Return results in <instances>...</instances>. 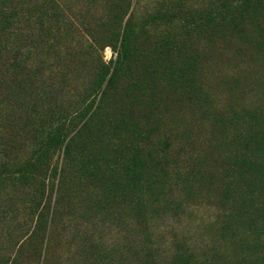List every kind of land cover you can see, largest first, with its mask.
I'll return each mask as SVG.
<instances>
[{
  "label": "rangeland",
  "instance_id": "1",
  "mask_svg": "<svg viewBox=\"0 0 264 264\" xmlns=\"http://www.w3.org/2000/svg\"><path fill=\"white\" fill-rule=\"evenodd\" d=\"M113 18L132 34L137 130L121 137L128 155L139 146V183L113 184L125 158L86 172L78 146L23 170L36 162L42 112L60 116L69 138L79 131L97 69L115 58L100 49ZM0 80V264H203L261 252L264 181L244 162L264 163L254 145L264 142V0H0Z\"/></svg>",
  "mask_w": 264,
  "mask_h": 264
},
{
  "label": "trees",
  "instance_id": "2",
  "mask_svg": "<svg viewBox=\"0 0 264 264\" xmlns=\"http://www.w3.org/2000/svg\"><path fill=\"white\" fill-rule=\"evenodd\" d=\"M3 15L4 13L1 14V16ZM45 15L46 12H43V8L41 7V14L38 20L40 24H42ZM112 21L113 24L107 29V41L100 44V49H103L105 46L110 47L113 54H115V58L110 59L107 64L101 62L97 69L91 92H89L87 96L90 97L93 94L94 97L89 103L85 104V107L77 112L74 117V120H78L80 123L79 131L75 136L69 138L60 116L55 117L50 113L47 114L45 111L44 113L42 112L39 117L40 123L38 125V129L41 133V143L37 152L38 154L36 155V162L30 163L29 161L23 170L42 165V160L49 152L62 149L64 153L73 155V149H76L78 146V151L83 150L85 153H88L87 155L84 153L79 162L82 169L86 172L88 171L94 176L95 173H98V168L101 164L107 167L108 161L115 163L118 160L121 161V158H125L122 164L123 168L121 172H119L122 176H119V178L115 177V179H113V184L116 183L120 188L122 186H134L139 183L144 172L141 169L139 146H133V154L128 155V149L124 144L125 139L121 137V134L127 130L132 134L137 130L136 123L132 119L134 101L132 98V88L129 83L128 71V64L133 58L132 50H134L132 46L133 41L131 39L132 34L130 29H123V32H120V25L117 22V18H113ZM41 33L44 35L43 29ZM122 77H125V81L127 82L123 91V96L116 99L119 102L118 106L116 108H111L108 101L109 92L114 89V86ZM1 84L0 80V85ZM97 94H100L98 100H96L95 97ZM125 99L127 102L131 103L129 104V109L124 108L125 106L122 102ZM106 106L110 111L107 110ZM32 108L35 110H37V108L44 109L42 101L33 102ZM115 140L122 141L115 143ZM254 145L257 150L255 153H264V142L254 141ZM86 149L90 152H86ZM122 149L123 153H121ZM108 150L112 153L110 159H108L106 154ZM92 162L93 164H91ZM244 163L246 169H255L261 172L263 177L262 180L264 181V163L254 162L250 164L249 160H246ZM110 165L113 166L112 164ZM107 189L109 190L108 187ZM108 193H110V190ZM40 203L41 201L34 202V207L38 209ZM261 212H264V208L261 209ZM250 219L251 217L247 218V224ZM260 247L259 250H261V252L254 254L256 257H251L250 254H252V252L246 256H239L237 252H234V255L227 259L216 252L207 261H204L203 264H264V244L261 243ZM188 263V258L180 256L177 257L172 264Z\"/></svg>",
  "mask_w": 264,
  "mask_h": 264
}]
</instances>
